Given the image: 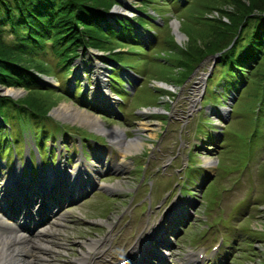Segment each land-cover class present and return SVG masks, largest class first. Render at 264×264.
<instances>
[{"label": "rangeland", "instance_id": "1", "mask_svg": "<svg viewBox=\"0 0 264 264\" xmlns=\"http://www.w3.org/2000/svg\"><path fill=\"white\" fill-rule=\"evenodd\" d=\"M157 3L154 10L143 5L144 0H117L107 15L133 20L150 15L154 31L148 32L147 27L137 30L140 44L147 50L132 54L131 48H122V66L102 51L81 47L65 70L56 67L53 76L43 77L56 89L48 94L56 102L49 112L51 118L21 121L13 111L8 125L0 118V207L7 204L4 197L8 192L14 194V179L18 178L19 191L25 192L24 184L32 188L42 166L45 174L52 169L60 172L67 184L75 174L81 180L90 175L95 180L87 186L80 184L72 194L66 188L61 190L59 208L54 207L51 216L54 222L46 227L49 232L30 235L31 240L49 247H34L36 264H77L82 257L86 264H120L119 259L125 264L137 254L133 252L150 249L153 253L142 255L143 264L158 260L159 252L166 255L165 264L186 262L190 257L192 264H264V118L255 125L258 104L249 109V86L243 78L238 82L240 89L224 92L221 78L224 74L234 77L217 66L215 55L204 59L183 84L174 82L180 67L171 68L172 53L166 50L170 44L187 46L191 36H198L186 28H202L194 16L200 9H181L169 0ZM207 16L219 13L206 12ZM175 23L184 33L182 39ZM51 61L55 66L56 61ZM130 64L147 70L145 75ZM115 67L121 77L118 85L110 83ZM208 74L214 77L195 100L191 93L200 94ZM99 76L104 77L105 85H97ZM9 89L14 96L6 95L11 93ZM106 90L111 93L102 92ZM27 93L21 87L0 85V95L13 100ZM63 104L100 118L107 128H121L127 139L140 136L144 147L123 156L120 142L89 117L57 116L54 110ZM144 123L151 125L144 129ZM249 136L252 140L246 142ZM207 160L215 163L210 165ZM42 183L51 185L46 177ZM5 212L11 211L5 208L3 215ZM15 216L19 217L18 212ZM4 229L22 231L11 224ZM93 241L101 244L99 253L95 252L96 262L86 257ZM219 242L221 247L214 250ZM194 249L204 255L199 262L192 256ZM0 258V264L15 261Z\"/></svg>", "mask_w": 264, "mask_h": 264}, {"label": "trees", "instance_id": "2", "mask_svg": "<svg viewBox=\"0 0 264 264\" xmlns=\"http://www.w3.org/2000/svg\"><path fill=\"white\" fill-rule=\"evenodd\" d=\"M158 1L166 3V0H144L143 5L156 10ZM169 1L170 4L177 2L181 9H200L194 16L202 25L197 30L186 28L200 38L191 36L187 46L170 44V49L166 50L167 54L172 53L171 68L180 67V76L174 82L183 84L204 59L215 55L219 59L217 66L225 67L226 72L234 77L224 74L221 78L224 92L240 89L241 78L248 82L249 109H253L256 102L258 104L259 112H255L254 119L257 125L264 118V0ZM116 3L117 0H0V85L21 87L28 92L18 100L0 95L3 123L9 124L10 111L15 112L13 115L21 121L50 117L49 112L56 102L48 94L55 88L43 77L53 76L56 67L65 70L70 60L80 54L79 48L102 51L110 61L122 66V48H131L132 54L147 50L140 44L137 30L147 27L148 32L154 31L150 15L138 16L134 20L120 15L108 18ZM213 11L219 16L205 17L206 12ZM224 16L227 20L223 19ZM197 39H200L198 43ZM52 59L56 61L55 66ZM247 65L252 67L247 69ZM130 67L143 76L147 71L138 70L131 64ZM114 71L110 75L113 85L121 81L116 68ZM224 92L220 91V97L223 98ZM42 135L46 136L44 132ZM249 139L251 141L252 136L245 138L246 142Z\"/></svg>", "mask_w": 264, "mask_h": 264}, {"label": "bare ground", "instance_id": "3", "mask_svg": "<svg viewBox=\"0 0 264 264\" xmlns=\"http://www.w3.org/2000/svg\"><path fill=\"white\" fill-rule=\"evenodd\" d=\"M177 24L178 23H175V26ZM175 30H176L178 37L180 39H182L184 37V35H182L180 33L177 26H176ZM105 81L106 80L104 79L103 76H101V77L99 76L96 83L98 86L99 85H105ZM163 85H165V84H163ZM8 91L11 92V89H9ZM102 92L103 93L108 92V94H109V93H111V90H109V91L106 90V91H102ZM109 97H112V96L109 95ZM71 108L74 109V112L71 110ZM68 110H71V111L68 112ZM54 112H56L57 116H60L61 114L62 115L63 114H77V116L79 117V114L80 115L84 114L83 117L86 116L84 119H88V117H89L91 119V121L96 122L98 124V126L101 127V129L103 130L102 132H105V133L109 134L110 136H112V139H114V141L120 142V145L123 147V152H124L123 156H125V153H129L132 150H140L142 147H144V145H143L144 142L140 136H136L134 138L127 139L125 137L124 131L121 128H119L117 126H115L113 128H107L104 126V124L102 123L100 118L92 117V116L88 115L89 114L88 112H86L84 110L81 111L80 109L73 107L70 104H63L61 107L56 108L54 110ZM141 125H142V123H141ZM149 125H151V124L144 123L143 128L144 129L149 128ZM206 162L210 165L215 163L214 160H207ZM117 165H118V167H120V164H117ZM54 179H55L54 176L50 177V180L52 182ZM17 180H18V178L14 179V181H17ZM10 219L11 220L13 219L12 221H14V222H12ZM16 222L17 221L14 220V215L8 216L7 214L3 215L0 213V257L4 256L6 259H9L10 261H11V259L15 260L14 264H36L35 258H34V256L36 257V255L33 256V254H32L33 249L44 248V250H47V248H49V247L47 245H45L44 243L36 242L35 240H31L30 235H32V234L39 235L40 233H43V232H45V233L49 232V230H46L45 227L42 229H40V227H37V228H29V230L26 232V234L17 233L16 231L5 232L4 227H6V225L11 224L15 228H18L16 226ZM27 234H29V236ZM98 241L102 242V240H98ZM98 241H93L89 245L91 254H90V256H89V254H87V256H86V257L91 258V260H95V262L97 261V253L95 254V252L98 251V253H99V249L101 247V244ZM106 252H107V248H105V245H104L102 253L105 254ZM147 252H149V251L147 250ZM133 253H136V252H133ZM111 258H114V256H111ZM0 261H1V258H0ZM40 262H41V259H40ZM87 262L88 261L83 259V257H82L79 259L77 264H86ZM192 263H193V257H190L187 259L186 262H180L178 264H192Z\"/></svg>", "mask_w": 264, "mask_h": 264}, {"label": "water", "instance_id": "4", "mask_svg": "<svg viewBox=\"0 0 264 264\" xmlns=\"http://www.w3.org/2000/svg\"><path fill=\"white\" fill-rule=\"evenodd\" d=\"M116 7H119V6H116ZM112 11V10H111ZM182 35H184V33L180 32ZM161 83H164L165 85H167V83L165 82H161ZM4 88H2L1 90H3ZM5 90V89H4ZM6 95H9V96H14L15 94H12V93H7Z\"/></svg>", "mask_w": 264, "mask_h": 264}]
</instances>
